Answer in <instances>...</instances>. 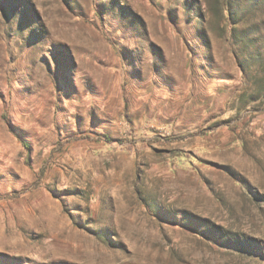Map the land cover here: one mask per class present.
I'll return each instance as SVG.
<instances>
[{"label": "rangeland", "instance_id": "1", "mask_svg": "<svg viewBox=\"0 0 264 264\" xmlns=\"http://www.w3.org/2000/svg\"><path fill=\"white\" fill-rule=\"evenodd\" d=\"M0 264H264V0H0Z\"/></svg>", "mask_w": 264, "mask_h": 264}, {"label": "trees", "instance_id": "2", "mask_svg": "<svg viewBox=\"0 0 264 264\" xmlns=\"http://www.w3.org/2000/svg\"><path fill=\"white\" fill-rule=\"evenodd\" d=\"M84 137H86V136H84Z\"/></svg>", "mask_w": 264, "mask_h": 264}]
</instances>
